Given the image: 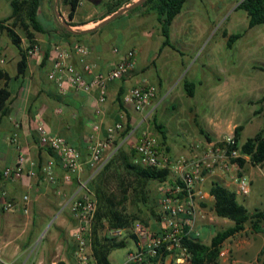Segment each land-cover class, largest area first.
Segmentation results:
<instances>
[{
    "label": "crops",
    "instance_id": "obj_1",
    "mask_svg": "<svg viewBox=\"0 0 264 264\" xmlns=\"http://www.w3.org/2000/svg\"><path fill=\"white\" fill-rule=\"evenodd\" d=\"M13 1L0 0V56L4 58V62L0 61V88H5L10 92V97L4 108L5 112L0 111V264H58L59 262L79 264L74 256L72 234L75 220L70 209L78 193V178H74L71 183H66L63 179L65 171L62 169L59 159L51 150L44 149L39 145L38 134L33 122L34 114L41 113L47 129L53 135L64 137L72 146L80 150L83 163L81 179H87L90 174L89 145L94 136L103 139L107 137L106 130L109 126L122 123L124 129L116 135L117 149L113 159L118 156L120 158L121 153L131 155L135 151L138 139L148 128L150 116L157 119L163 126L164 135L163 137L159 136V141L161 147L169 155L172 157L199 155L205 148L206 141L225 137L229 111L225 113L223 110L218 116L213 117L204 111L205 127L199 125L198 119H194L193 124L199 127L201 137H199V142L192 143L188 136H192L194 132L186 126L180 127L186 142L175 140L174 117L171 116L173 113L169 109L172 108L174 112L177 101H180L182 104H187V112L190 114L194 113L196 107L212 109L225 104L234 110L241 102L240 97L235 93L240 90L242 84L238 79L239 62L230 64V74L236 76L231 85L233 91L231 97L224 95L225 86L229 82L225 83L223 78L215 81L208 78L204 71L207 66L204 64L191 68L189 73L191 78L182 80L176 87L177 90L167 85V95L163 99L159 97V91L164 86V81L160 76L154 78L150 72L154 67L156 69L159 66L162 69L175 67L186 55V49H180L177 43L179 42L184 47H187L189 43H194L197 38L200 39L212 30L227 13H230L227 18L229 27L222 30V37L226 41L225 34L231 35V32L237 30L241 24L245 25L246 32H251L259 26L249 27L248 14L238 8L241 0H188L171 26L170 39L176 47L173 49L169 46H162L164 39L157 16L155 17L156 14L145 9L126 14L122 24L107 29L108 33L105 36L101 34V30L106 29L104 27L94 34L67 36L62 29L64 25L57 16V13H60L65 21L74 25H70L73 29L88 28L100 23L101 19L108 15L107 12L95 20L97 13L95 5L99 1L112 4L113 7L120 0H78L77 10L72 21L69 20L71 6L65 0H40L38 17L44 26V33L36 32L32 28H29L28 33L25 31L23 21L18 17L14 18ZM135 1L138 0H133V2ZM88 4L89 7H87ZM124 7H127L125 3ZM242 11L245 14L239 13ZM7 28L13 29L21 37L23 49L30 45V40L34 41L35 45L41 49L38 56L28 57L27 68L23 75H19L21 50L13 44L7 33ZM260 33H263L261 38H264V29L253 35L257 55L260 57L258 62L260 64L253 67L255 70H259L257 66H263L261 61L264 60V42L257 40L260 39ZM183 40L186 42L182 43ZM54 43H62L70 47L76 43L88 44L92 51L88 62L94 64L98 71L109 70L127 51H137V68L131 75L110 86L107 101L102 105L104 111L102 116L96 113L97 92L85 94L72 90L68 95L62 96L56 84L49 80L48 74L55 56ZM114 48L119 49L118 54L113 53ZM144 50H155L157 53L151 59L144 58ZM159 61L160 63H158ZM72 62L78 69L83 70V65L77 55L72 56ZM200 75L202 77L199 78ZM186 82L196 85L192 90V96H189L186 91ZM143 84L156 86L157 100L149 109L138 112L132 106L124 105L122 97L127 90ZM253 84L252 90L256 91L257 83L254 81ZM179 86H183L182 89ZM189 99L194 100L193 103H190ZM167 100H170V103H166ZM161 108L162 111H158ZM232 113L234 112L232 111ZM162 115H165L164 122L160 121L163 118ZM16 124L20 126L22 149L37 163V176L26 175L18 182H11L6 181L2 177V173L6 168L13 167L19 156L17 146L10 142V136L15 131ZM97 124L101 125V130L99 134L95 135L93 128ZM200 127L204 133L201 132ZM237 127V125L234 126V128ZM129 128L131 131L126 134V130ZM199 143L202 144V147L195 148ZM136 157L137 154L133 159L134 163ZM52 159L56 161L55 171L58 175L56 184L48 183L43 173L44 166ZM123 166L121 163L120 170H123ZM124 177L125 175L121 177L119 172H113L109 168L97 175L91 186L95 194L98 190L105 191L106 196L117 210L131 219H135L130 226L122 228L125 231L124 235L121 238H116L118 242H125L124 248L127 247L128 241L133 242L134 246L128 250L129 254L138 248V241L132 230L136 221H145L146 225L155 232L160 231L158 201L163 197L170 183L173 184L174 178L169 175L165 182L151 180L141 192V186L135 182L132 183L134 178L131 175L128 176V180H124ZM214 182L221 183L233 191V187L229 183L218 177H209L206 180L205 189L210 191ZM124 189H128L127 200H125ZM134 189L137 191L135 192ZM4 192L7 193V199L18 205V209L4 210ZM25 196L30 198L28 203L24 201ZM144 199L147 204L144 203ZM214 204L215 199H212L209 206L213 207V211ZM25 208H27V212H25ZM104 235H107V228L100 234V236ZM209 235H212V239L215 234H213V227L207 223L200 224L197 233H193V236L202 242L206 241ZM203 237L205 240H202ZM34 245L37 247L31 254ZM114 251L110 254L111 264ZM168 258L171 262L174 260L177 263L174 255H169ZM167 259L165 262L161 261L160 264H167ZM123 264H127V259Z\"/></svg>",
    "mask_w": 264,
    "mask_h": 264
},
{
    "label": "built area",
    "instance_id": "obj_2",
    "mask_svg": "<svg viewBox=\"0 0 264 264\" xmlns=\"http://www.w3.org/2000/svg\"><path fill=\"white\" fill-rule=\"evenodd\" d=\"M54 59L48 74L62 96L68 95L72 90L85 94L98 93L96 113L100 116L104 111L102 105L107 101L108 90L112 84L131 75L138 64V53L135 50L127 51L122 58L114 63L107 71H98L94 64L88 62L91 48L86 43H76L66 46L54 43ZM27 57L38 56L41 49L38 45H28L25 49ZM114 54L119 53L118 48L113 49ZM77 55L83 65L78 69L72 62V56ZM0 61L4 58L0 56ZM157 97V88L152 84H143L127 90L122 97L126 106H132L136 111L143 112L149 109ZM34 127L38 134L39 145L49 149L59 159L64 173V181L71 183L78 178V193L71 204V214L75 220L72 239L74 256L79 264H97L92 251L93 229L98 211V198L91 184L113 159L116 153V135L123 131L122 123L109 126L107 137L92 138L89 145L90 157L88 165L90 174L87 179H81L83 171L82 153L72 146L64 137L53 135L46 127L44 117L36 112L33 116ZM19 124L10 136V142L17 146L19 156L13 167L6 168L2 177L6 181L18 182L24 176H37V163L21 147ZM101 125L94 126L95 135L99 134ZM199 143L195 148L200 149ZM137 154L135 164L145 169L168 171L173 176V184L168 186L163 197L158 201L160 231L155 232L150 226L136 221L132 227L138 241V248L127 256V264H160L163 253L174 255L178 264H186L190 260V253L185 246V238L197 233L201 220L213 221L206 207L215 199L205 189L209 177H218L229 183L233 191L239 196H247L252 190V181L244 172L239 160L245 159L238 149L235 135H229L219 140L206 141L201 154L194 156L181 155L172 157L162 147L159 135L154 130H145L135 146ZM56 161L50 160L43 168L46 181L51 184L58 182L55 171ZM5 197L4 210L18 209V205ZM29 202V196L24 197ZM206 205V207L204 206ZM25 208V212H27ZM124 229L108 230V237L121 238ZM221 257H226L228 251H222ZM159 258L157 263L152 260ZM233 264H237L233 261Z\"/></svg>",
    "mask_w": 264,
    "mask_h": 264
},
{
    "label": "rangeland",
    "instance_id": "obj_3",
    "mask_svg": "<svg viewBox=\"0 0 264 264\" xmlns=\"http://www.w3.org/2000/svg\"><path fill=\"white\" fill-rule=\"evenodd\" d=\"M101 4V5H100ZM93 5V4H92ZM89 7V4L87 5ZM112 4H108L107 2L102 3L99 1L95 5V9L97 11L95 15V20L101 18V15H105L108 12V8H111ZM240 14H245V12H239ZM155 14V13H154ZM230 13H227L221 21L217 22L212 30L208 31L204 36L200 39L197 38L194 43H189L187 47L181 45L178 41L177 45L180 49H186L185 57L172 69H162L159 66L157 69L154 67L150 72L154 75V78L160 76L164 81V86L160 88L159 97L165 98L167 95L168 87L172 86V89L176 88L182 80L185 78L190 79V70L195 66L206 65L207 69L204 70L206 76L211 80H217L219 78H223L226 84L224 95L232 96L233 91L231 85L236 76L230 74L231 65L234 62H239L240 69L238 73V79L242 82L240 85V90L236 93L237 96L240 97L241 102L240 105L237 106L234 110L230 108L229 105L225 104L222 107H216L212 109H207L205 107L195 108L194 113L190 114L187 112V104L180 103L177 101L175 110L170 108L169 111L173 113L171 116L174 117V134L175 140L183 142L185 140V135L180 130V127L186 126L188 129L193 131L192 136H188V139L191 142H199V137H201L199 133V127L195 126L194 119H198V123L200 126L205 127L204 124V114L206 111L209 113L210 117L218 116L223 110L225 113L229 111V116L226 123V132L224 134L225 137L229 135H235L234 126L243 125L244 130L241 133V138L239 143L244 144L249 138L255 136L258 132H264V72L261 70H255L253 67L258 63L260 57L257 55L256 43L253 41V35L255 33H259L264 29V25L257 27L251 32H246L245 25L241 24L237 30L232 31L231 34H243V37L237 40L233 47L228 49L227 41L222 37V30L224 28L229 27V22L227 18ZM126 14L116 18L114 21L110 22L106 26H104V30H101V34L105 36L108 33L107 29L117 27L122 24L124 17ZM156 17V15H155ZM97 24L91 25L88 28H95ZM81 30H83L81 28ZM263 33H260V39H257L259 42H264V38H261ZM186 42V41H182ZM157 52L155 50L145 51L143 53L144 58H153V56ZM160 63V61L158 62ZM264 66V60L261 61ZM259 66H257L258 68ZM157 74V75H156ZM202 77L201 75L199 78ZM254 81L257 83L256 91L252 90L254 86ZM168 85V87H167ZM182 87L183 86H179ZM157 97L154 101L156 102ZM190 103H193L194 100L189 99ZM153 103V104H154ZM166 103H170V100H167ZM158 111H162V108ZM232 111L234 113H232ZM161 113V112H159ZM188 113V115H187ZM162 114V113H161ZM160 121L164 122L165 115ZM160 117V118H161ZM153 117L150 116L148 118V128L145 130H153L152 125ZM192 121V122H191ZM246 164L244 167V172L250 177L252 181V190L247 196H239L238 200L241 204H243L250 212H254L256 209L264 211V164L256 166L252 163L250 157L245 156ZM120 164L116 163L113 167H110V170L121 172ZM173 183V182H172ZM172 184L170 183L169 186ZM206 207V205H204ZM206 211L209 212L210 217L213 218V221H209L207 219L201 220L200 224H209L213 227V234H216L219 231H222L229 226L233 225V223L229 220H224L219 218L216 213L213 211V207L209 206L205 208ZM143 222V221H142ZM198 225V226H199ZM211 236L206 238L207 244L211 241ZM202 240H205L203 237ZM134 244L132 241H128L126 248H121L114 251L112 256V264H123L126 262L128 250L130 247H133ZM37 245H34L31 254L36 249ZM264 247V234H256L254 233L250 225L246 227V230L237 235L236 237L225 242L222 251H228V255L226 257H221L220 255V264H233V261H236L237 264H262L264 256H262L261 251ZM221 251V252H222ZM175 263L174 260L172 262L170 259H167V264Z\"/></svg>",
    "mask_w": 264,
    "mask_h": 264
},
{
    "label": "trees",
    "instance_id": "obj_4",
    "mask_svg": "<svg viewBox=\"0 0 264 264\" xmlns=\"http://www.w3.org/2000/svg\"><path fill=\"white\" fill-rule=\"evenodd\" d=\"M188 0H148L142 6L133 9L128 14L136 12L138 10L145 9L148 12L155 13L157 20L161 27V35L164 39L162 46L171 47L176 49L172 44L170 39L171 26L174 19L182 12L184 5ZM71 6V11L69 13V20L74 19L78 0H65ZM124 3L126 6L133 3V0H120L115 6L108 10V15L101 19L103 21L105 18L113 15L118 10L123 8ZM40 0H14L12 2L14 18L18 17L23 21V26L25 31L28 33L29 28H32L36 32L44 33L45 29L38 17V10L40 7ZM238 8L245 11L249 17V27L254 28L256 26L264 25V0H241ZM69 25L74 26L72 23ZM67 36L77 35L81 36L83 32L73 33L68 31L62 26ZM102 29V28H101ZM98 30H93L90 34L96 33ZM7 33L12 39V42L21 50L22 59L19 62V75H23L27 68V53L26 50L21 47V37L11 28H7ZM227 38L228 49L233 47V44L243 37V34H225ZM34 41L30 40V46H34ZM259 70L264 72V66H259ZM196 85L194 83H185V88L189 96H192V90L195 89ZM10 97V92L5 88H0V111L5 112V106L7 100ZM153 129L157 134L163 137V126L159 124L157 119L152 120ZM201 132L204 133L203 129L200 127ZM244 130L243 125H239L235 129V138L237 142L238 149L241 151L243 156L250 157L252 163L256 166L264 164V132L260 131L255 136L249 138L244 144H240L241 133ZM131 131V128L126 130V134ZM120 154V153H118ZM136 156V151H133L131 155L120 154V158H114L106 166L104 170H109L114 164L123 163V170H121V177L125 175L124 180H128V176L131 175L133 179L132 183H137L140 187L141 192L144 191L146 185L151 180H157L160 182H165L168 180L170 173L168 171H159L155 169H145L140 165L133 162ZM122 159V160H121ZM240 165L244 168L246 160L241 158L239 160ZM135 192L137 189H134ZM128 189H124L125 200L128 199L127 196ZM210 194L215 198L214 212L216 215L224 220H229L233 225L228 228L217 232L211 239L210 243H204L199 238L193 236V234L188 235L185 238V246L188 248L190 253V260L186 264H220V254L222 248L226 241L242 234L248 225H250L251 230L256 234H264V211L256 209L254 212H250L243 204L238 200L237 195L234 191L226 187L221 183L214 182L210 188ZM100 193V194H99ZM98 198V211L96 214L94 229H93V253L97 264H111L110 254L120 248L125 247V242H118L116 239L108 237V230L110 229H122L130 226L135 219H131L124 213L116 209L112 201L106 196L105 191L98 190L96 193ZM144 203L147 204L146 199ZM160 219V218H159ZM107 222V225H105ZM145 223V221H143ZM147 224V223H145ZM107 226V227H106ZM107 235L100 236L103 231H106ZM262 256H264V247L261 251ZM169 253H163L161 256V261L165 262L168 258ZM159 258L152 260L153 263H157ZM264 264V259L261 260ZM58 264H64L59 262ZM140 264H150L149 262H143ZM177 264V263H172Z\"/></svg>",
    "mask_w": 264,
    "mask_h": 264
},
{
    "label": "water",
    "instance_id": "obj_5",
    "mask_svg": "<svg viewBox=\"0 0 264 264\" xmlns=\"http://www.w3.org/2000/svg\"><path fill=\"white\" fill-rule=\"evenodd\" d=\"M146 1H148V0H138V1H135L132 4L128 5L127 7L121 8L120 10H118L113 15H111L108 18L104 19L100 23H97L96 27L95 28H91V29H83V30H81V29H73L72 26H70L69 23L62 18V15L60 13H57V16L61 19L62 24L64 25V27L68 31H71V32H74V33H79V32L90 33L93 30H98V29L103 28L104 26H106L110 22L114 21L116 18H118L120 16H123L125 14H128L133 9H136V8L142 6Z\"/></svg>",
    "mask_w": 264,
    "mask_h": 264
}]
</instances>
